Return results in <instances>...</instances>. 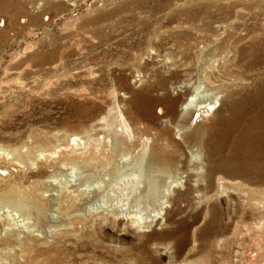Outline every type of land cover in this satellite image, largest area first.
I'll return each mask as SVG.
<instances>
[{"label": "rangeland", "instance_id": "374dc122", "mask_svg": "<svg viewBox=\"0 0 264 264\" xmlns=\"http://www.w3.org/2000/svg\"><path fill=\"white\" fill-rule=\"evenodd\" d=\"M0 17V264H264V152L236 173L229 118L251 94L244 145L264 148V0H0ZM182 82L214 111L162 114Z\"/></svg>", "mask_w": 264, "mask_h": 264}, {"label": "bare ground", "instance_id": "6f19581e", "mask_svg": "<svg viewBox=\"0 0 264 264\" xmlns=\"http://www.w3.org/2000/svg\"><path fill=\"white\" fill-rule=\"evenodd\" d=\"M247 35H248V39L250 42L251 47H255L258 49V45H257V41L253 40L251 38L250 32L253 31L255 32L251 27L247 28ZM242 40H244V37H241ZM235 51V50H234ZM238 51V50H237ZM191 83L187 84L182 82V84L177 85V87L180 89H184L185 91L188 92L187 98L181 103L180 105V109L181 112H176L175 108L172 107L171 105H175L176 101L173 99H167L163 100L161 108H159V110L161 111L162 114H165V110L164 108H166L165 106L168 104L170 107V111H169V117L170 118H181V119H187V115L190 111H193L194 113H198V116L200 117L201 115H204L205 113H208L209 111H214V103L215 102H203L201 100V98L199 97V93H198V89L196 87L192 88L190 86ZM192 90V91H191ZM231 96L233 97V103L229 108V118H237L239 122H243L245 121L246 123L244 124V126H241V130L242 133H240L237 138L235 143L239 144L243 149V153L240 155L235 156V153H232V155L234 156V158H232L230 160V162L234 165L233 169L236 173L238 174H246L247 172H245V167L249 164L250 160H254L259 154H261L262 152H264V148L262 147H256L254 144H247V148L246 145H244V143L246 142V139L248 137H255V139L258 141L259 139H261L258 135H260L259 133H253L252 131V125L254 123H256L257 119L253 117L252 114V108H250L248 110V112H246V110L244 109V105L250 104L251 103V94H246V93H239V92H235L232 93ZM165 105V106H164ZM121 115V120L123 121V123L125 124L126 127H128L127 125V120L126 118ZM188 126H183L182 130H181V134L178 137L179 139H186V137L188 136L186 134L185 129H187ZM191 137H193L191 135ZM192 139V138H190ZM173 144L175 143L174 141H171ZM262 150V152H261ZM172 155L167 152L164 151V153L160 156H157V158L155 157V161L157 162V164H162L167 160H172ZM263 163V162H262ZM261 162H258V160L255 162V171L260 173V174H264V166H262ZM161 166V165H159ZM0 173H3V170H0ZM134 174V173H133ZM132 172L131 173H125L121 178L123 181H125L124 183L127 184L128 188H126V191H132L135 186L137 185L136 176H132L133 175ZM117 183V182H116ZM137 187V186H136Z\"/></svg>", "mask_w": 264, "mask_h": 264}, {"label": "built area", "instance_id": "2783aa9c", "mask_svg": "<svg viewBox=\"0 0 264 264\" xmlns=\"http://www.w3.org/2000/svg\"><path fill=\"white\" fill-rule=\"evenodd\" d=\"M3 25V19L0 17V26Z\"/></svg>", "mask_w": 264, "mask_h": 264}]
</instances>
